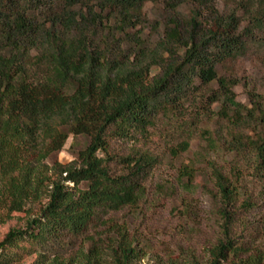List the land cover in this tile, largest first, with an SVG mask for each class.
<instances>
[{"label":"trees","instance_id":"1","mask_svg":"<svg viewBox=\"0 0 264 264\" xmlns=\"http://www.w3.org/2000/svg\"><path fill=\"white\" fill-rule=\"evenodd\" d=\"M157 1L0 0V204L11 213L47 200L25 228L5 235L0 264L32 254L40 260L63 234L136 204L152 158L124 156L129 170L113 173L109 136L146 132L160 114L178 113L213 83L206 96L220 102L237 146L251 147L264 162V97L248 110L237 100L239 79L219 73L264 30V0H232L226 12L218 0H163L164 35L151 47L142 30H130L146 23L145 6ZM254 116L263 127L256 137L245 132ZM71 134L91 141L76 161L51 166ZM189 147L185 141L182 150ZM184 174L194 178L188 166ZM217 180L229 195L220 172ZM134 251L123 250L124 264Z\"/></svg>","mask_w":264,"mask_h":264},{"label":"rangeland","instance_id":"2","mask_svg":"<svg viewBox=\"0 0 264 264\" xmlns=\"http://www.w3.org/2000/svg\"><path fill=\"white\" fill-rule=\"evenodd\" d=\"M218 6L226 12L235 3L218 0ZM145 17L142 28L130 32L142 30L153 47L164 35L163 0L148 2ZM249 44L246 55L219 68L220 75L239 79L237 100L248 110L264 97V30ZM211 88L217 84L196 92L178 113L160 114L144 133L109 136L113 173L129 170L120 159L124 156L152 158L136 204L100 213L81 232L63 234L43 249L40 260L32 254L14 264H124L126 247L135 249L127 264H264V162L251 147L237 146L231 122L219 113L220 102L206 96ZM249 121L245 132L256 137L261 122L255 116ZM90 141L88 135L71 134L48 162L70 164ZM185 141L190 147L183 151ZM186 166L194 172L192 180L184 174ZM217 172L230 186L227 196L219 189ZM46 201H31L11 213L0 204V242L10 229L25 228Z\"/></svg>","mask_w":264,"mask_h":264}]
</instances>
